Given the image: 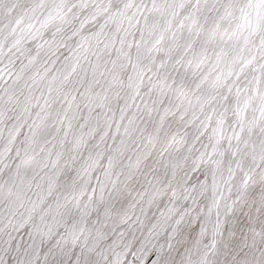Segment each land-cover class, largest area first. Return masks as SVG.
I'll return each instance as SVG.
<instances>
[{
    "label": "snow or ice",
    "instance_id": "snow-or-ice-1",
    "mask_svg": "<svg viewBox=\"0 0 264 264\" xmlns=\"http://www.w3.org/2000/svg\"><path fill=\"white\" fill-rule=\"evenodd\" d=\"M0 264H264V0H0Z\"/></svg>",
    "mask_w": 264,
    "mask_h": 264
}]
</instances>
